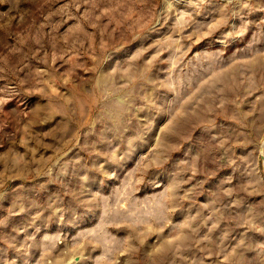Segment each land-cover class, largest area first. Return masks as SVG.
Returning a JSON list of instances; mask_svg holds the SVG:
<instances>
[{
	"label": "rangeland",
	"instance_id": "rangeland-1",
	"mask_svg": "<svg viewBox=\"0 0 264 264\" xmlns=\"http://www.w3.org/2000/svg\"><path fill=\"white\" fill-rule=\"evenodd\" d=\"M264 0H0V264H264Z\"/></svg>",
	"mask_w": 264,
	"mask_h": 264
},
{
	"label": "water",
	"instance_id": "water-1",
	"mask_svg": "<svg viewBox=\"0 0 264 264\" xmlns=\"http://www.w3.org/2000/svg\"><path fill=\"white\" fill-rule=\"evenodd\" d=\"M263 168H264V163H263Z\"/></svg>",
	"mask_w": 264,
	"mask_h": 264
}]
</instances>
